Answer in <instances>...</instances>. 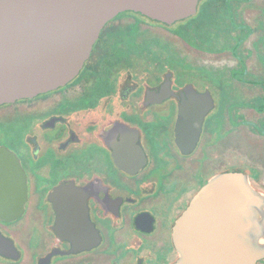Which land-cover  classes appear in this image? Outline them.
Segmentation results:
<instances>
[{"label": "flooded vegetation", "instance_id": "af4514ba", "mask_svg": "<svg viewBox=\"0 0 264 264\" xmlns=\"http://www.w3.org/2000/svg\"><path fill=\"white\" fill-rule=\"evenodd\" d=\"M0 147V264H176L212 178L264 196V0L116 15L72 80L0 105Z\"/></svg>", "mask_w": 264, "mask_h": 264}, {"label": "water", "instance_id": "95a60500", "mask_svg": "<svg viewBox=\"0 0 264 264\" xmlns=\"http://www.w3.org/2000/svg\"><path fill=\"white\" fill-rule=\"evenodd\" d=\"M198 2L0 0V105L72 80L104 25L116 15L133 11L170 24L192 15ZM7 154L0 147V184ZM5 214L0 205V215ZM173 239L179 254L176 264H255L264 257V196L244 174L221 173L178 217Z\"/></svg>", "mask_w": 264, "mask_h": 264}]
</instances>
